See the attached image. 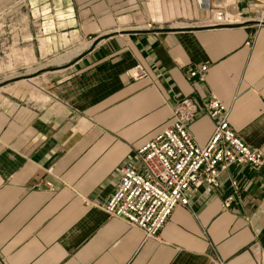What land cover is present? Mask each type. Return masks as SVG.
Listing matches in <instances>:
<instances>
[{"label": "crops", "instance_id": "crops-1", "mask_svg": "<svg viewBox=\"0 0 264 264\" xmlns=\"http://www.w3.org/2000/svg\"><path fill=\"white\" fill-rule=\"evenodd\" d=\"M28 3L39 56L91 45L115 24L149 27L98 41L28 102L0 105V264H264V163L220 170L219 185L175 206L155 237L101 207L121 164L172 122L184 98L198 104L188 127L195 143L214 130L203 102L215 97L235 133L264 156V16L254 19L263 1ZM218 9L242 19L212 25ZM203 63L204 80L191 79L188 69ZM135 66L142 76L132 75Z\"/></svg>", "mask_w": 264, "mask_h": 264}, {"label": "built area", "instance_id": "built-area-1", "mask_svg": "<svg viewBox=\"0 0 264 264\" xmlns=\"http://www.w3.org/2000/svg\"><path fill=\"white\" fill-rule=\"evenodd\" d=\"M205 7L210 8V4L206 3ZM213 15L212 25L237 21L233 14L221 9L213 11ZM130 71L136 77L143 75L139 66ZM206 71V63L192 66L188 76L202 81ZM203 106L217 119L206 144L195 143L188 131L198 110L197 102L190 98L180 100L173 106L172 122L141 144L131 160L121 164L115 189L101 206L107 215L138 227L146 237H155L175 206L188 205L191 194L202 185L212 188L219 185L220 170L234 163L247 164L253 169L262 166V152L235 133L226 106L215 97L205 100ZM231 185L238 188L235 180ZM233 198L234 194L226 197L223 207L228 208Z\"/></svg>", "mask_w": 264, "mask_h": 264}, {"label": "rangeland", "instance_id": "rangeland-1", "mask_svg": "<svg viewBox=\"0 0 264 264\" xmlns=\"http://www.w3.org/2000/svg\"><path fill=\"white\" fill-rule=\"evenodd\" d=\"M0 7L7 8L6 15L0 19V105L26 103L34 98L39 87L45 88L59 80L66 70H58L64 69V65L85 52L90 47L87 45L89 42L81 43L63 53L51 56L41 53L39 56L29 45L30 32L36 25L31 22L28 0H0ZM226 12L231 13L230 9ZM262 15L264 16V6L260 9L258 18H251L262 20ZM234 19L240 21L242 18L234 15ZM148 27L147 23L129 26L115 24L105 29L104 35L126 34L129 30ZM115 30L118 32H113ZM79 48H82L80 52L74 54Z\"/></svg>", "mask_w": 264, "mask_h": 264}, {"label": "water", "instance_id": "water-1", "mask_svg": "<svg viewBox=\"0 0 264 264\" xmlns=\"http://www.w3.org/2000/svg\"><path fill=\"white\" fill-rule=\"evenodd\" d=\"M164 30H165V29H164ZM166 30H172V29H171V28H167ZM134 31H141V30H134ZM106 36H107V35H103V36L98 37L97 39H95V40L91 43L89 49H90V48H93V47L96 45V43H97L98 41H100V40L106 38ZM82 55H83V53H80L79 55H77L75 61H77ZM75 61H74V62H75ZM74 62L69 63V64H67V65H64L63 68H67L68 66H70V65L73 64Z\"/></svg>", "mask_w": 264, "mask_h": 264}, {"label": "bare ground", "instance_id": "bare-ground-1", "mask_svg": "<svg viewBox=\"0 0 264 264\" xmlns=\"http://www.w3.org/2000/svg\"><path fill=\"white\" fill-rule=\"evenodd\" d=\"M87 45H90V43H88ZM87 45H85V47H86ZM81 49H82V48L76 49L74 54L79 53ZM70 55H71V54H70ZM65 61H68V59H66ZM64 69H65V68H64ZM60 70H61V69H60ZM30 80H31V79H30Z\"/></svg>", "mask_w": 264, "mask_h": 264}]
</instances>
